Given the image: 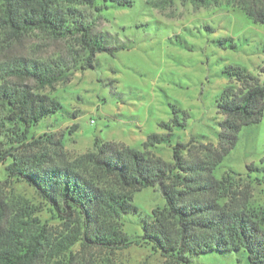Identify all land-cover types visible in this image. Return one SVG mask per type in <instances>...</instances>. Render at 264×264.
<instances>
[{"label": "trees", "instance_id": "1", "mask_svg": "<svg viewBox=\"0 0 264 264\" xmlns=\"http://www.w3.org/2000/svg\"><path fill=\"white\" fill-rule=\"evenodd\" d=\"M96 1L0 0V55L35 34L69 45L64 55L44 62L20 58L0 65V164L9 162L0 186L13 180L26 183L66 230L55 242L33 208L7 209L0 197V264H45L46 248L53 257L70 256L66 263L53 264H76L71 261L76 244L113 251L140 241L159 253L163 264H190L194 256L239 251L246 255V264H264V208L249 207L247 194L232 188L231 176L213 177L241 129L264 118V84L243 68H225L228 86L216 102L217 114L223 117L217 146L200 145L203 154L195 162L183 155H190L188 143L193 139L172 146L170 163L144 151L169 143V135L150 134L142 150L95 139L91 152L70 162L60 139L33 136L62 109L59 101L42 93L45 89L68 84L75 71L94 69L98 54L113 56L123 49L108 46L111 36L95 32L79 15L77 7L94 6ZM134 2L102 0L104 7L113 8H130ZM234 4L253 24L264 26V0ZM171 124L185 126L176 117ZM161 126L169 129V124ZM157 186L164 206L151 212V221L142 223L143 235L131 240L120 220L138 212L135 193Z\"/></svg>", "mask_w": 264, "mask_h": 264}, {"label": "rangeland", "instance_id": "2", "mask_svg": "<svg viewBox=\"0 0 264 264\" xmlns=\"http://www.w3.org/2000/svg\"><path fill=\"white\" fill-rule=\"evenodd\" d=\"M202 1L135 0L130 8H113L97 0L94 6L77 7L83 21L92 23L95 32L111 36L108 46L123 49L113 56L98 54L94 69L75 71L68 84L45 89L42 93L59 101L62 109L40 124L33 136L60 139L68 162L91 152L95 139L101 144L142 150L150 134L169 135V143L144 150L168 163L176 143L193 139L188 143L190 155L183 154L192 161L202 157L200 145L216 147L218 123L223 119L217 114L216 102L228 86L225 68L241 67L264 84V26L253 24L235 6V0ZM221 39L227 41L220 45ZM68 46L30 35L3 51L0 65L20 58L44 62L64 55ZM174 117L185 126H173ZM162 124H169V129ZM8 163L0 164L1 182L6 179L4 168ZM251 166L258 171H249L247 167ZM226 175L231 176L233 189L247 194L249 207L264 208V118L241 129L235 147L213 171L215 179ZM0 197L7 209L33 208L34 217L47 225L55 242L66 234L48 204L26 183L13 180L0 186ZM133 205L138 212L122 217L120 225L131 240H136L143 235V221L164 206L161 188L135 193ZM71 253V261L76 264L165 261L141 241L113 251L84 249L76 244ZM52 255L46 248L45 264L66 263L70 257ZM246 263V255L239 251L194 256L190 264Z\"/></svg>", "mask_w": 264, "mask_h": 264}]
</instances>
